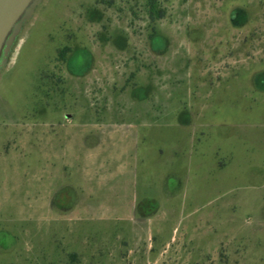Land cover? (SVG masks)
Wrapping results in <instances>:
<instances>
[{
    "label": "rangeland",
    "instance_id": "1",
    "mask_svg": "<svg viewBox=\"0 0 264 264\" xmlns=\"http://www.w3.org/2000/svg\"><path fill=\"white\" fill-rule=\"evenodd\" d=\"M0 264H264V0H42L0 73Z\"/></svg>",
    "mask_w": 264,
    "mask_h": 264
},
{
    "label": "water",
    "instance_id": "2",
    "mask_svg": "<svg viewBox=\"0 0 264 264\" xmlns=\"http://www.w3.org/2000/svg\"><path fill=\"white\" fill-rule=\"evenodd\" d=\"M42 0H0V58L8 54L26 21Z\"/></svg>",
    "mask_w": 264,
    "mask_h": 264
},
{
    "label": "trees",
    "instance_id": "3",
    "mask_svg": "<svg viewBox=\"0 0 264 264\" xmlns=\"http://www.w3.org/2000/svg\"><path fill=\"white\" fill-rule=\"evenodd\" d=\"M63 30L60 32L61 35L58 36V44H59V47H58V50H57V53H58V60L62 63H68L69 59L70 58H75L74 55H76L75 51H74V46L71 44V41L68 40V38H72V36H76L75 35V32L70 29L69 27L65 25H63ZM51 35L50 37L53 38V41L56 37V35L54 36L53 35V27H51ZM48 35V34H47ZM49 37V38H50ZM75 38H79L78 36H76ZM155 40V39H154Z\"/></svg>",
    "mask_w": 264,
    "mask_h": 264
},
{
    "label": "flooded vegetation",
    "instance_id": "4",
    "mask_svg": "<svg viewBox=\"0 0 264 264\" xmlns=\"http://www.w3.org/2000/svg\"><path fill=\"white\" fill-rule=\"evenodd\" d=\"M17 38H18V36L16 37L14 43L11 45L8 54L5 56V54L2 53V56L0 58V73H1V70L4 68V66L7 64L8 60H9V58L11 56V53H12L13 47L16 44Z\"/></svg>",
    "mask_w": 264,
    "mask_h": 264
},
{
    "label": "crops",
    "instance_id": "5",
    "mask_svg": "<svg viewBox=\"0 0 264 264\" xmlns=\"http://www.w3.org/2000/svg\"><path fill=\"white\" fill-rule=\"evenodd\" d=\"M99 147H100V145H97L96 146V151L98 150L99 151ZM94 151V150H93ZM68 188H73V186H69ZM74 206V205H73ZM59 211H61V210H59Z\"/></svg>",
    "mask_w": 264,
    "mask_h": 264
}]
</instances>
